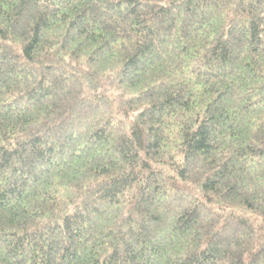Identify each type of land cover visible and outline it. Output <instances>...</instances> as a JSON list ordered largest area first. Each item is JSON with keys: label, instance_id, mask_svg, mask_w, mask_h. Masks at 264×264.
Here are the masks:
<instances>
[{"label": "trees", "instance_id": "obj_1", "mask_svg": "<svg viewBox=\"0 0 264 264\" xmlns=\"http://www.w3.org/2000/svg\"><path fill=\"white\" fill-rule=\"evenodd\" d=\"M0 264H264V0H0Z\"/></svg>", "mask_w": 264, "mask_h": 264}]
</instances>
